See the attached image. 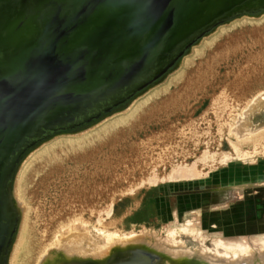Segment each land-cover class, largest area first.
I'll use <instances>...</instances> for the list:
<instances>
[{
    "label": "rangeland",
    "instance_id": "rangeland-1",
    "mask_svg": "<svg viewBox=\"0 0 264 264\" xmlns=\"http://www.w3.org/2000/svg\"><path fill=\"white\" fill-rule=\"evenodd\" d=\"M199 44L167 80L127 110L87 133L56 136L29 154L15 185L22 208L20 232L29 230L33 242L29 264L62 238L81 233L79 253L69 257L78 262L105 264L108 259V264L116 258L112 263L254 264L257 258L264 264V231L256 222L251 236L244 235L236 246L227 243V254H219L228 221L217 215L231 213L237 200L264 195V188H234L222 202L204 204L216 190L231 188L230 182L264 173V109L252 113L251 128L243 134L235 136L232 130L244 124L252 101H264V14L223 24ZM100 130L105 132L97 135ZM243 135L249 138L243 140ZM85 139L80 148H68ZM57 141L68 143L66 149L43 164L39 155L58 146ZM184 170L196 172L199 182L171 180ZM199 197L198 206L187 210ZM175 213L180 221L171 232Z\"/></svg>",
    "mask_w": 264,
    "mask_h": 264
},
{
    "label": "water",
    "instance_id": "water-1",
    "mask_svg": "<svg viewBox=\"0 0 264 264\" xmlns=\"http://www.w3.org/2000/svg\"><path fill=\"white\" fill-rule=\"evenodd\" d=\"M117 7L115 0H0V264H9L20 230L17 171L33 150L56 136L92 128L162 83L178 64L162 65L157 81L146 82L148 70L165 62L190 23L194 28L213 14L210 22L219 24L177 52L181 61L219 26L264 14V0H130L124 10ZM113 8L122 23V29L113 24L119 40L129 43L125 51L119 41L111 43L114 36L99 34ZM229 11L231 16L219 17ZM55 254L48 252L44 262Z\"/></svg>",
    "mask_w": 264,
    "mask_h": 264
},
{
    "label": "bare ground",
    "instance_id": "bare-ground-1",
    "mask_svg": "<svg viewBox=\"0 0 264 264\" xmlns=\"http://www.w3.org/2000/svg\"><path fill=\"white\" fill-rule=\"evenodd\" d=\"M215 1H217V2H219V0H215ZM222 1V0H221ZM232 3H236L238 0H230ZM115 2H117V4H118V10L119 11H122V10H124V8L126 7V4L128 5V4H130V0H115ZM134 6H136V3H134ZM115 8V7H114ZM113 8V9H114ZM112 9V10H113ZM111 10V11H112ZM231 13H232V11H229V12H226V13H223L221 16H219V17H227V16H231ZM72 15V14H71ZM209 15V14H208ZM207 14L205 15V16H208ZM213 15V14H212ZM211 15V16H212ZM114 16H115V9H114V11H113V13H112V15H111V13H110V16H109V20H110V22L108 23H105L103 26H101L100 28H99V34H100V36H102V35H104V36H114V38L111 40V43L112 42H114L115 40L116 41H119V43L117 44V47H120V48H122V50L123 51H125L126 49H127V47H128V44L129 43H127V44H125V42H123L122 40H119V33H120V30H118V29H116V28H114V26H113V24H115V25H119L120 27L119 28H121L122 29V23H120V18H118V17H115L114 18ZM210 16V17H211ZM210 17L205 21V22H203V23H194V28L192 27V23H190V25H191V29L188 31V32H184V34H182V35H180V36H178V38H176L175 39V41H176V45L169 51V53L167 54V58H166V60H165V62H163L160 66H158V67H155V69H153V70H148V71H150L148 74H147V79H148V81H146V82H149V81H151V80H154V81H157L156 79L159 77L158 76V74H159V72L161 71L160 69H161V66L163 65V67H166L167 69L168 68H170V65H174L175 64V66H177V64L180 66V64H181V58L182 57H180V59H179V57L178 56H176L177 55V52H179L180 50H182L184 47H185V45H187V43L190 41V40H192V39H194V38H197L198 37V35L199 34H202V33H204V32H206L210 27L212 28V27H216L218 24H214L213 22L214 21H212V22H210L211 20H210ZM202 20V19H201ZM201 20H199V21H201ZM199 21H197V22H199ZM245 21V20H244ZM246 22V21H245ZM243 24V23H242ZM252 24V23H251ZM130 25V23L129 22H127V23H125L124 24V26L125 27H128ZM237 25V24H236ZM238 25H240V24H238ZM235 27V26H234ZM249 27V26H248ZM193 28V29H192ZM213 28V29H214ZM251 28V27H250ZM224 29V28H223ZM232 29V28H231ZM225 31H226V29H225ZM224 31V32H225ZM261 31V30H260ZM221 32H223V31H221ZM220 32V33H221ZM229 34V33H228ZM186 35H189L188 37L186 36ZM218 36H220V35H218ZM200 39V38H199ZM199 39H198V41H199ZM201 42V41H200ZM210 42V41H209ZM205 43H207V42H205ZM125 44V45H124ZM208 44V43H207ZM200 45V44H199ZM196 50V49H195ZM197 51V50H196ZM200 51H201V49H200ZM201 55V54H200ZM191 56V55H190ZM199 56V55H198ZM179 59V60H178ZM192 60H194V59H192ZM117 61V60H116ZM189 61H191V60H189ZM189 63V62H188ZM178 66V67H179ZM182 67V66H181ZM151 69V68H150ZM180 69V68H179ZM182 73V72H181ZM161 74V73H160ZM159 74V75H160ZM173 79V78H172ZM140 80H142V79H140ZM167 80V79H166ZM143 81V80H142ZM144 83V82H143ZM154 84H157V83H154ZM153 88V86L151 87V89ZM164 88V87H163ZM150 89V90H151ZM144 96V95H143ZM100 102H102L101 100H98V102L97 103H100ZM255 103L253 104V101L251 102L252 103V106L250 107V110L248 111V113L245 115L244 114V116L245 117H243V120H244V124H242L241 126L238 124V126H239V128L237 127L236 129H232V130H234L233 131V133L235 134V136H238V134H240L241 135V133L242 132H244V130L245 131H247L249 128H251V127H248L249 125H247V124H249L248 122H252V119H253V116H252V113H257V112H259L258 110H260L261 111V109H264V101H261V100H255L254 101ZM131 103V104H130ZM130 103H127V104H125V105H121L120 107H117L116 109H114L113 111L114 112H118L119 113V111H122V110H124V108H125V110H127L129 107H131L132 105H133V103H134V101L132 100ZM127 105H129V106H127ZM130 110V109H129ZM127 112V111H126ZM121 113V112H120ZM125 113V112H124ZM114 115H116V114H114ZM113 115V116H114ZM252 116V117H251ZM112 117V116H111ZM134 117V116H133ZM252 118V119H251ZM121 119V118H120ZM106 120V119H105ZM104 122V121H103ZM237 122H238V120H237ZM97 124H95V125H93V127H95ZM118 124H110L109 125V127H108V130H111V128L113 129V128H115L116 126H117ZM237 126V125H236ZM96 127H98V126H96ZM248 127V129H246ZM107 130V131H108ZM242 130V131H241ZM254 130V129H253ZM106 131V132H107ZM240 131H241V133H240ZM259 131V130H258ZM90 132V131H89ZM103 132H105V131H103V130H100L98 133H97V135H101ZM231 132V131H230ZM86 133H87V131H86ZM243 134V133H242ZM251 134L252 133H250V136L249 137H251ZM96 135V136H97ZM246 135V134H245ZM247 135H248V132H247ZM96 136H94V138H97ZM244 136V135H243ZM253 136V135H252ZM78 137V136H77ZM83 137V136H82ZM87 137V136H86ZM241 137V136H240ZM246 136H244L243 138H241V139H243V140H245L246 138H245ZM248 137V138H249ZM75 138V137H74ZM92 138H93V136H92ZM92 138H90V139H92ZM238 139V138H237ZM240 139V140H241ZM62 140V139H61ZM60 140V141H61ZM65 140V139H64ZM89 140V139H88ZM88 140H84V141H82V142H80V143H76V144H69V147L68 148H70V149H78V148H80L84 143H86V142H88ZM66 141V140H65ZM58 142V141H57ZM68 142V141H67ZM70 142H72V141H70ZM58 143H60V142H58ZM66 143V142H65ZM66 144H68V143H66ZM66 144H59L58 146H56V147H53V146H51L52 148H50V149H46V151L43 153V152H41V153H43V154H41V155H39V158H38V160L39 161H41L43 164H48V163H50V162H53V160L54 159H56L55 158V156H56V153H59V152H57V151H60V153L63 151V149H66ZM53 145L55 146V143H53ZM57 145V144H56ZM43 146V145H42ZM64 152V151H63ZM63 154V153H62ZM241 156V155H240ZM37 157V156H36ZM35 158V157H34ZM238 158H239V156H238ZM241 158V157H240ZM244 158V157H243ZM242 158V159H243ZM27 159V158H26ZM25 159V160H26ZM35 159H37V158H35ZM24 160V161H25ZM79 160V159H78ZM37 161V160H36ZM32 165V164H31ZM30 165V166H31ZM29 166V167H30ZM33 166V165H32ZM21 168H22V166L20 167V169L17 171V173H19L20 171H21ZM44 170V169H43ZM192 170H184L183 171V173H178V174H174L173 175V177H172V179L171 180H173L174 181V183H187V184H195V183H198L199 182V180H198V175L196 174V172H194V171H192ZM23 173V172H22ZM41 173V172H40ZM18 176V175H17ZM23 178H24V180H25V182H27V178H28V174H26V173H24L23 175ZM245 178H248V177H245ZM245 178H239V179H236V180H234V181H232V182H230V184L228 185L229 187L231 186V188H228V189H220V190H216L217 192H214L211 196H209L207 199H205V206H210V205H212V204H216V202H222V200L225 198L226 199V195H228L229 193H230V191H233L234 190V188H235V190H239V191H242L243 190V188H245V187H250V186H252V188H253V190L254 191H257V190H260V188L262 189V188H264V185L262 184L261 186H260V184L261 183H264V173H256V174H253L251 177L249 176V181H247V182H244L245 180ZM252 178V179H251ZM243 179V180H242ZM21 180V179H20ZM22 181V180H21ZM172 183V182H171ZM178 185V184H177ZM21 186V185H20ZM181 186V185H180ZM179 187V186H178ZM16 188V187H15ZM20 190H22V189H20ZM18 192H19V190H18ZM15 195H16V191H15ZM256 195V196H255ZM16 197V196H15ZM261 199H262V202H261ZM237 201H239V202H237ZM235 203H237L236 204V206H234L235 207V209H233V210H231L232 212L231 213H223V212H220L219 214H217L219 217H222V220H226V221H228V223L226 224L227 225V228H225V230L223 231L224 233H223V239H222V244L224 245H221L220 247V249L218 250V252H219V254H227V247L225 248V246H229V244H227V243H232V245H230V246H236L241 240H242V238H243V236L244 235H252L251 234V232H255L256 230L255 229H257V227H255V224H256V226H259V228H260V231H264V206H260L261 205V203H263V205H264V195L263 194H258L257 195V193L256 194H254L253 195V197H251V199L250 198H243L242 200H237ZM18 202V201H17ZM18 205V204H17ZM195 206H198V203H197V205H195ZM194 206V207H195ZM17 207V206H16ZM190 209H192V208H188L187 210H190ZM185 213H186V211H185ZM175 218H174V221H173V229L171 230V232H174L175 231V229H176V227H177V225L175 224V222H179L180 221V216H179V214L177 215V213H175V216H174ZM24 218V217H23ZM213 217L211 216V218H210V220L212 219ZM256 222V223H255ZM185 224H184V227H183V225L181 226V228L182 229H184V228H186V224L187 223H189V220L188 219H186V221L184 222ZM23 225V224H22ZM225 225V226H226ZM26 226V225H25ZM26 229V228H25ZM168 230H170V229H168ZM167 230V231H168ZM185 230V229H184ZM255 230V231H254ZM23 234L22 235H19V239L20 240H18L17 241V237H15V240L13 241L14 242V246H13V248L11 249L12 251V255L11 256H9L10 257V264H29L30 263V261H31V257H30V254H31V252H32V248H33V242H32V239H31V237H30V235H29V230L27 231V230H24V227H23ZM22 232H20V230H19V232H18V234H21ZM176 232V231H175ZM18 234L16 235V236H18ZM82 234V233H81ZM81 234H77V235H70V236H68L66 239L65 238H62L61 239V241H59V243L57 244V245H55V247H52V249H50L48 252H50V253H52V255L53 254H55V253H53V252H56V256H57V258L56 259H54V260H52V262H44V260H46L47 259V257H45V256H42L40 259H39V261L36 263V264H69V262H78V261H76V260H71V258H69V257H72V255H74V254H78L79 253V248H78V242H79V240H81V239H79L80 237V235ZM172 235H174V233H172ZM35 237V236H34ZM81 238L83 239V237L81 236ZM86 239V238H85ZM114 239V237H111V240H113ZM83 241V240H82ZM138 242H139V240H138ZM137 242V243H138ZM36 243V242H35ZM136 242H134L133 244H137ZM130 244H132V243H130ZM130 244H128V245H130ZM35 245V244H34ZM121 246H124V245H121ZM120 246V247H121ZM146 246V245H145ZM205 246H206V243H205ZM125 247V246H124ZM144 248V247H143ZM142 248V249H143ZM232 248V247H231ZM230 248V251L231 250H233V249H231ZM226 249V250H225ZM96 250V249H95ZM117 252L118 251H121L120 253H122L123 251L122 250H119V249H117L116 250ZM15 252V253H14ZM37 252V251H36ZM47 252V253H48ZM107 252V251H106ZM111 252V251H110ZM110 252H109V254H110ZM43 253V252H42ZM113 253V252H112ZM119 253V254H120ZM8 254H9V252H8ZM108 254V253H107ZM118 254V255H119ZM139 254V252H137V253H135V254H133V256H131V257H133L134 258V255H138ZM41 255V254H40ZM47 255V254H46ZM118 255H116V256H118ZM35 256V255H34ZM36 256H39V255H36ZM110 256V255H109ZM115 256V257H116ZM236 256H237V254H236ZM30 257V258H29ZM108 258V257H107ZM132 258V259H133ZM35 260V259H34ZM183 260V259H182ZM49 261V260H48ZM108 261V259L106 260V262ZM105 262V264H107ZM185 262V261H184ZM132 264H134V262L132 263Z\"/></svg>",
    "mask_w": 264,
    "mask_h": 264
},
{
    "label": "flooded vegetation",
    "instance_id": "flooded-vegetation-1",
    "mask_svg": "<svg viewBox=\"0 0 264 264\" xmlns=\"http://www.w3.org/2000/svg\"><path fill=\"white\" fill-rule=\"evenodd\" d=\"M201 200V197L199 198H196L193 200V202L189 203L188 206L191 207V208H195L194 206L197 205V203H199Z\"/></svg>",
    "mask_w": 264,
    "mask_h": 264
}]
</instances>
